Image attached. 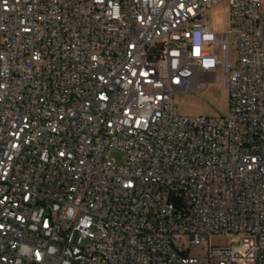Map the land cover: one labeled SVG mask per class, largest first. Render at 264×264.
<instances>
[{
  "label": "built area",
  "instance_id": "2783aa9c",
  "mask_svg": "<svg viewBox=\"0 0 264 264\" xmlns=\"http://www.w3.org/2000/svg\"><path fill=\"white\" fill-rule=\"evenodd\" d=\"M0 264H264V0H0Z\"/></svg>",
  "mask_w": 264,
  "mask_h": 264
},
{
  "label": "rangeland",
  "instance_id": "374dc122",
  "mask_svg": "<svg viewBox=\"0 0 264 264\" xmlns=\"http://www.w3.org/2000/svg\"><path fill=\"white\" fill-rule=\"evenodd\" d=\"M223 6H217L214 9L213 20L216 23V29L222 28L225 20ZM177 107L181 113L190 115H216L220 112H227L229 107L228 92L221 86L219 76L215 81H211L207 87L198 94L197 92H189L187 94L176 95ZM126 155L116 152L114 158L117 162L126 161ZM229 237L226 234L214 233L210 236V243L213 245H226Z\"/></svg>",
  "mask_w": 264,
  "mask_h": 264
},
{
  "label": "bare ground",
  "instance_id": "6f19581e",
  "mask_svg": "<svg viewBox=\"0 0 264 264\" xmlns=\"http://www.w3.org/2000/svg\"><path fill=\"white\" fill-rule=\"evenodd\" d=\"M164 203H167V205H174V190H166V192H164Z\"/></svg>",
  "mask_w": 264,
  "mask_h": 264
}]
</instances>
